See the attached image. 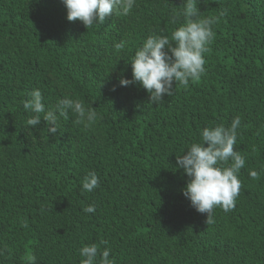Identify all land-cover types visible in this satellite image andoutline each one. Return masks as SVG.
<instances>
[{
  "label": "trees",
  "instance_id": "trees-1",
  "mask_svg": "<svg viewBox=\"0 0 264 264\" xmlns=\"http://www.w3.org/2000/svg\"><path fill=\"white\" fill-rule=\"evenodd\" d=\"M186 2L135 0L129 15L87 29L68 21L64 0H0V264H81L92 244L114 264H264V0H196L219 21L206 71L188 87L173 85L156 105L140 83L120 84L133 81L149 36L171 38L185 23ZM35 89L58 116L55 133L44 113L27 124ZM66 97L94 107L96 122L60 117ZM237 116L242 188L206 225L183 194L190 177L177 157ZM89 172L99 178L91 192Z\"/></svg>",
  "mask_w": 264,
  "mask_h": 264
},
{
  "label": "clouds",
  "instance_id": "clouds-1",
  "mask_svg": "<svg viewBox=\"0 0 264 264\" xmlns=\"http://www.w3.org/2000/svg\"><path fill=\"white\" fill-rule=\"evenodd\" d=\"M64 3L68 21L80 20L87 29L94 24H103L113 14L129 15L135 6V0H64ZM225 14L226 10L220 16ZM181 15L185 18V23L172 32L171 38L151 35L142 48L135 52L131 62L133 81L120 80V84L124 86L133 82L140 83L150 94L149 103L157 105L165 94H173V85L188 87L190 82L199 80L206 71L204 54L209 51L214 40L213 25L218 23L219 17H202L196 0H187ZM114 46L121 50L125 47V42L121 41ZM30 95L32 98L25 100L23 107L36 115L28 119L27 124L37 126L44 113L43 120L52 125L48 129L49 133H55L58 119L56 112H45L39 89L33 90ZM56 110L65 119L71 110L76 114L75 123L85 127L91 126L97 119L94 107L86 108L82 101L68 97L58 101ZM240 123V117L237 116L230 127L219 125L204 128L201 142L192 143L186 155L177 157L178 167L183 168L190 177L183 194L198 213L206 214V225L214 222L213 212L216 207L225 212L233 210L240 194L242 182L238 173L245 166V158L235 150ZM250 175L253 179L258 178L255 171ZM97 187L98 176L95 172H89L83 178L82 190L91 192ZM84 211L94 212L95 206L89 205ZM24 226H27L26 221ZM109 254L110 249H104L101 254L96 244L86 245L80 250V255L84 257L81 264H95L98 255H101L100 264H114L109 259ZM31 259L34 264L35 257Z\"/></svg>",
  "mask_w": 264,
  "mask_h": 264
}]
</instances>
